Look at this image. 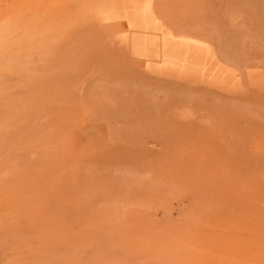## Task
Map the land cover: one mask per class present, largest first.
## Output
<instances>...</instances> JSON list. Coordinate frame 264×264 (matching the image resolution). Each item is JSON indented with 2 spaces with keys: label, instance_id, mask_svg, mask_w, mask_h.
Masks as SVG:
<instances>
[{
  "label": "rangeland",
  "instance_id": "rangeland-1",
  "mask_svg": "<svg viewBox=\"0 0 264 264\" xmlns=\"http://www.w3.org/2000/svg\"><path fill=\"white\" fill-rule=\"evenodd\" d=\"M94 3L0 0V264H264V0H153L216 80Z\"/></svg>",
  "mask_w": 264,
  "mask_h": 264
},
{
  "label": "bare ground",
  "instance_id": "bare-ground-1",
  "mask_svg": "<svg viewBox=\"0 0 264 264\" xmlns=\"http://www.w3.org/2000/svg\"><path fill=\"white\" fill-rule=\"evenodd\" d=\"M101 2L100 5L94 3L91 6L92 11L104 25L109 26L107 28L114 27L115 36L126 45L130 43L135 55L143 62H153L161 71L196 73L200 78L205 76L206 80L210 76V79L214 77L213 80L221 75L226 76L227 71L218 66L211 48L207 45L195 40L180 39L173 34L167 35L164 40L153 35L159 30L154 26L153 0H101ZM116 3L118 4L115 5Z\"/></svg>",
  "mask_w": 264,
  "mask_h": 264
}]
</instances>
